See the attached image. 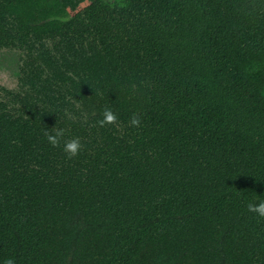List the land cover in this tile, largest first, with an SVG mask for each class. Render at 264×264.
Returning <instances> with one entry per match:
<instances>
[{
  "label": "trees",
  "instance_id": "trees-1",
  "mask_svg": "<svg viewBox=\"0 0 264 264\" xmlns=\"http://www.w3.org/2000/svg\"><path fill=\"white\" fill-rule=\"evenodd\" d=\"M0 52V261L264 264V0H0Z\"/></svg>",
  "mask_w": 264,
  "mask_h": 264
},
{
  "label": "clouds",
  "instance_id": "clouds-1",
  "mask_svg": "<svg viewBox=\"0 0 264 264\" xmlns=\"http://www.w3.org/2000/svg\"><path fill=\"white\" fill-rule=\"evenodd\" d=\"M116 115L111 109H105L103 112V119L97 121V123L103 127L106 124H113L116 122ZM140 124L139 119L133 115V118L130 120V125L132 127H138ZM44 136L46 139V142L52 146L57 147L60 145V141L62 137L64 136V129L63 128H57L52 127L51 130H45L44 129ZM82 145L80 143L79 138H73L69 141H66L63 144V152L66 154V157L71 159L73 157H76L81 149ZM247 210L250 213L255 214V216L258 219L264 220V200H259L257 203H249L247 205ZM0 264H15V261L13 258H7L3 261H0Z\"/></svg>",
  "mask_w": 264,
  "mask_h": 264
},
{
  "label": "rangeland",
  "instance_id": "rangeland-1",
  "mask_svg": "<svg viewBox=\"0 0 264 264\" xmlns=\"http://www.w3.org/2000/svg\"><path fill=\"white\" fill-rule=\"evenodd\" d=\"M112 1V0H106ZM18 55L15 52H0V70L6 73L17 76L18 75Z\"/></svg>",
  "mask_w": 264,
  "mask_h": 264
}]
</instances>
